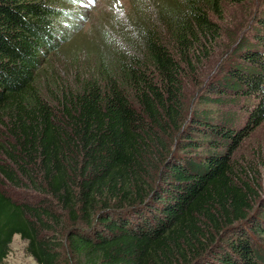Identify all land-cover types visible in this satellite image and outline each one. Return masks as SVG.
<instances>
[{
  "label": "trees",
  "instance_id": "1",
  "mask_svg": "<svg viewBox=\"0 0 264 264\" xmlns=\"http://www.w3.org/2000/svg\"><path fill=\"white\" fill-rule=\"evenodd\" d=\"M223 1L84 74L48 57L65 0H0V264L15 234L37 264H264V7L213 68Z\"/></svg>",
  "mask_w": 264,
  "mask_h": 264
},
{
  "label": "rangeland",
  "instance_id": "2",
  "mask_svg": "<svg viewBox=\"0 0 264 264\" xmlns=\"http://www.w3.org/2000/svg\"><path fill=\"white\" fill-rule=\"evenodd\" d=\"M185 0H65L64 7L69 12L63 20L71 24L62 38L56 41L48 57L56 61L59 67L68 69L78 68L84 74H94V62L99 57L110 58L115 61L116 48L128 54L138 52L133 42L142 41L147 29L154 28L161 35H167V25L164 21V10L182 4ZM176 4V5H174ZM222 17L215 16L219 23L227 26L222 30L219 39L215 42L214 49H210V57L205 66L215 61L213 68L222 59L224 47L229 34L237 30L240 36L244 33L245 26L252 22L255 12H260L264 7V0H228L224 2ZM239 23H242L241 26ZM229 30V31H227ZM242 31V32H241ZM64 34V35H63ZM211 47V45H209ZM202 56L206 58L207 54ZM116 62V61H115ZM204 63L206 60L203 61ZM80 65V66H79ZM48 67V65H44ZM186 90L190 106L195 105L201 87L192 88L188 85ZM249 145L257 142L264 143V124L248 139ZM13 195L12 191H8ZM26 242L15 234L10 244V251L3 264H37L25 249Z\"/></svg>",
  "mask_w": 264,
  "mask_h": 264
}]
</instances>
